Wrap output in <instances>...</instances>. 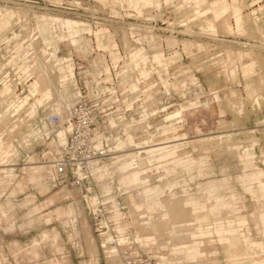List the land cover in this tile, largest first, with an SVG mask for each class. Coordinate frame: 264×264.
<instances>
[{
	"label": "rangeland",
	"instance_id": "obj_1",
	"mask_svg": "<svg viewBox=\"0 0 264 264\" xmlns=\"http://www.w3.org/2000/svg\"><path fill=\"white\" fill-rule=\"evenodd\" d=\"M136 1L0 0V121L20 108L0 122V264H113L109 237L127 240L120 264L129 244L153 264H264V185L252 176L264 182V0H227L242 10L241 29L232 8L203 15L216 0ZM69 63L75 78L63 85ZM79 101L100 103L95 144L113 151L95 169L104 170L90 200L103 205L98 216L71 188L53 187L38 162L42 142L30 140L41 131L29 130L31 119L47 128L43 119ZM122 164L147 183L124 184ZM157 187L161 210L146 194ZM167 214L159 233L137 223L148 215L164 224ZM200 229L209 234L194 240Z\"/></svg>",
	"mask_w": 264,
	"mask_h": 264
},
{
	"label": "built area",
	"instance_id": "obj_2",
	"mask_svg": "<svg viewBox=\"0 0 264 264\" xmlns=\"http://www.w3.org/2000/svg\"><path fill=\"white\" fill-rule=\"evenodd\" d=\"M29 50L30 56L33 52L31 48ZM99 106V102L79 101L65 112L63 118L54 114L43 119L41 122H45L47 128L35 118L31 119L34 122L29 125V130L41 129L36 137L29 138L33 142H42L38 162L47 170L53 187L71 188L83 199L89 213L94 216L101 213L103 206L99 204L94 207L90 204L92 196L97 195L95 169L97 162H104L110 155L108 144L103 145L102 142L100 147H96L94 143L100 122L105 116ZM60 130H63L64 137H58L57 132ZM4 247L0 243V250ZM131 250V246L126 247L127 264H153L150 259L132 255Z\"/></svg>",
	"mask_w": 264,
	"mask_h": 264
},
{
	"label": "crops",
	"instance_id": "obj_3",
	"mask_svg": "<svg viewBox=\"0 0 264 264\" xmlns=\"http://www.w3.org/2000/svg\"><path fill=\"white\" fill-rule=\"evenodd\" d=\"M194 2H195V4L197 5V6H201L202 4H205L206 3V0H193ZM233 1H235V0H233ZM140 2H142V3H144V4H148V5H152V4H159V1L158 0H138V1H136V3H140ZM256 3H259V0H254V4H256ZM253 4V5H254ZM210 8V9H209ZM209 8H206V10L204 11V13H203V15H205V14H207V12H209V11H212L213 12V14H214V16L216 17V18H221L223 15H226V13L228 12V10L230 9V8H232L233 10H234V16H235V19H236V24H237V28L238 29H241L242 27H243V15H242V10H241V8H239V7H237V6H231V4H229V2L227 1V0H216V1H214V2H212L211 4H210V7ZM200 13V12H199ZM256 12H255V10L253 11V14H255ZM67 24L72 28V29H74L75 31L78 29V27L80 26V23H78L77 21H72V20H67ZM228 29H230V27L228 26L227 27ZM208 29L209 30H211V31H216V27H215V25L213 24V23H209V27H208ZM70 39H71V42H74V43H72L74 46H77L76 44H75V41H73L74 39L73 38H71V37H69ZM76 38V37H75ZM117 44L116 45H114L113 47H112V51H114L115 49H117ZM101 47H104V46H101ZM113 55H115L114 53H112ZM136 56H137V54H136ZM29 56H27L26 58H28ZM159 58L160 56H158V55H155V60H156V58ZM115 60L116 61H118L119 60V57L117 56V55H115ZM65 61V60H64ZM64 61H63V63H64ZM66 61L67 62H71V60H67L66 59ZM68 69V75H63L62 76V83H63V85L68 81V80H73L74 78H75V72H74V67H73V64L72 63H69L66 67H64V70H63V72L65 71V69ZM40 82V81H39ZM9 91V88L8 87H6V93ZM51 96H52V94L50 93V91H48V92H46L45 94H44V98H46V99H50L51 98ZM20 109V108H19ZM19 109H17V107H15V108H13L12 110H9V111H7V113H6V117L2 120V121H4V122H7L9 119H11V118H13L18 112H19ZM59 113L62 115L63 114V112H62V110L60 109L59 110ZM181 111H179L175 116H180L181 115ZM172 118V117H171ZM170 119V118H169ZM2 121H0V122H2ZM113 123V122H112ZM59 137H64V133H63V131L62 132H60L59 133V135H58ZM99 140H100V138H99ZM101 141V140H100ZM130 143L133 145V143L135 144V142L134 141H132V140H130ZM125 144H126V142H123V141H120L119 140V142H118V145H117V147H116V151L118 152V153H121V152H123V149H124V147H125ZM136 145V144H135ZM95 146L96 147H100V143L99 144H95ZM109 146V145H108ZM178 146V145H177ZM180 146V145H179ZM176 147V148H179L180 149V147ZM165 148H168V147H165ZM159 149H164V147H160ZM112 150V149H111ZM156 150L155 149H151V150H147V151H145V152H138V154L141 156L143 153H153V152H155ZM168 151H164V153H167ZM169 153H170V151H169ZM174 153H175V157H174V159H175V161H174V171H175V167L177 166V164H179V165H182V155H180L179 153H180V151H174ZM247 158L249 159V158H251V155H248L247 156ZM167 161L169 160V159H166ZM134 169H136V168H134L133 167V165H128V164H122V176H123V182H124V184H140V183H142V182H144L145 181V178H142V179H140V178H137V177H135V175L133 174H130V175H128V173H130L129 171H131V170H134ZM104 170L103 169H101V168H98L97 170H96V172L94 173L95 175H97V174H101L102 172H103ZM253 176V178L254 179H257V180H259V182H260V184H261V187L264 185V182L263 181H261V179H262V177H263V173L262 172H259L258 174H253L252 175ZM145 183H147L146 181H145ZM173 184H174V186H176V182H172ZM107 192H109V190H107ZM146 194H147V196L148 197H150V201L153 203V205L151 206V209H153V210H161V209H159L158 207L160 206V202L162 201V195L164 194V191L161 189V187H157V188H155V189H150V190H148L147 192H146ZM180 198H182L181 196H178V197H173V198H167V199H170L171 201H177L178 199H180ZM183 205H184V207L189 211V203H188V200H186L185 198H184V202H183ZM199 206H195L194 208H195V210H198L199 208H198ZM134 210L136 211V212H140V213H142L143 211H145L146 209L144 208V206H141V205H134ZM168 212V211H167ZM262 218H263V221H264V215H262ZM155 221L154 219H152L151 217H149L148 215H142L140 218H139V220L137 221V223H138V225L140 226V227H144L145 228V230L146 231H148V232H154V233H159V231L160 230H162L163 228H160V229H154V228H152L151 227V225H150V221ZM168 220H170L171 221V215L170 214H167V218L166 219H163V220H160L161 222H164V221H168ZM172 225H174V223H172ZM171 225V227H174V226H172ZM166 229V228H165ZM125 231V228H123L120 232L121 233H123ZM200 232H201V235L200 236H198V237H195V236H192V238L194 239V240H197V239H199V240H202L203 238H205L206 237V234L208 235L209 233L206 231V230H203V229H200L199 230ZM237 232L238 231H232L231 233L233 234V235H236L237 234ZM48 235V234H47ZM140 241H144V242H147V241H150L151 242V240H149V238H147V236H144V237H139L138 238ZM110 242H116L118 245H121V244H125L126 242H127V240L126 239H124V238H122L120 241H115L114 240V238L113 237H109V239H108ZM107 240V241H108ZM110 242H108L107 244H104L103 243V247L105 248V249H107V251L111 254V257H113V264H120V263H118V261H117V257H119V252H118V249L116 248V247H109V243ZM152 244H154L153 242L151 243V245ZM150 245V246H151ZM258 264H263V262H257Z\"/></svg>",
	"mask_w": 264,
	"mask_h": 264
},
{
	"label": "bare ground",
	"instance_id": "obj_4",
	"mask_svg": "<svg viewBox=\"0 0 264 264\" xmlns=\"http://www.w3.org/2000/svg\"><path fill=\"white\" fill-rule=\"evenodd\" d=\"M81 23L84 24V22H81ZM85 24H86V23H85ZM38 66H39V65H38ZM39 68H40V66H39ZM42 68H43V67H42ZM43 70H44V69H43ZM48 71H49V70H48ZM38 72H39V71H38ZM40 74H41V72H40ZM45 75H46V74H45ZM48 75H49V74H48ZM43 76H44V75H43ZM43 76H42V77H43ZM46 76H47V75H46ZM46 76H45V78L48 77V76H47V77H46ZM42 77H41V78H42ZM49 77H50V76H49ZM49 77H48V78H49ZM39 79H40V78H39ZM52 79H53V78H52ZM48 80H49V79H48ZM51 81H52V80H51ZM52 82H53V81H52ZM97 138H98V137H96V139L94 140V143L97 141ZM108 148H109V147H108ZM109 151H110V153H113V151H112L110 148H109ZM108 159H113L112 154L109 155ZM99 162H100V161H99ZM97 163H98V162H97ZM165 200H166V199H165ZM180 203H181V200H180ZM180 203L178 202L177 205L181 206L182 204L180 205ZM175 206H176V205H175ZM175 206H174V208L176 209L175 212H177V214H174V217H175V215H179L178 213L180 212L179 207H178V206L175 207ZM177 207H178V208H177ZM180 208H181V207H180ZM182 208H184V207L182 206ZM177 209H179V210H177ZM181 211H184V209H183V210L181 209ZM175 212H174V213H175ZM184 212H185V211H184ZM184 212H183V214H182V217L184 216ZM180 215H181V214H180ZM185 215H186V214H185ZM169 224H170V220L165 221L164 224L162 223V224H160V225H159V224H156V223H153L152 225H153L154 227H152V228H156L157 226H158L157 228H159V227H162V228H168V227H169ZM152 225H151V226H152ZM109 242H110V241H109ZM109 245H112V246H114V247H116V248H117V246L120 247V245H118V244H117L116 242H114V241H113V242H110ZM129 245H130V244H129ZM129 245H125V246L121 247L120 249L122 250L124 247H127V246H129ZM118 252H119V250H118Z\"/></svg>",
	"mask_w": 264,
	"mask_h": 264
}]
</instances>
